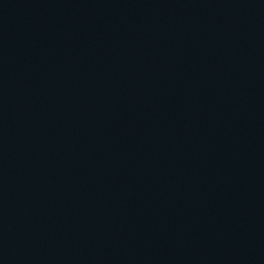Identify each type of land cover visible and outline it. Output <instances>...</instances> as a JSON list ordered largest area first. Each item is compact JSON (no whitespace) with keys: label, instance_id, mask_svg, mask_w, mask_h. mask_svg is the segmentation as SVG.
<instances>
[{"label":"water","instance_id":"1","mask_svg":"<svg viewBox=\"0 0 264 264\" xmlns=\"http://www.w3.org/2000/svg\"><path fill=\"white\" fill-rule=\"evenodd\" d=\"M0 264H264V0H0Z\"/></svg>","mask_w":264,"mask_h":264}]
</instances>
